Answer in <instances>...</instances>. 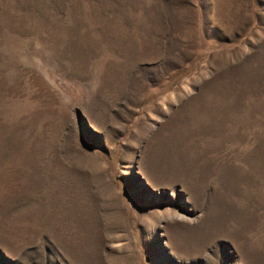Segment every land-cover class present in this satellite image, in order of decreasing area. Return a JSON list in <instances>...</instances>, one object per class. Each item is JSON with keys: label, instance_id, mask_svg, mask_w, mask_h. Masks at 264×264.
<instances>
[{"label": "rangeland", "instance_id": "1", "mask_svg": "<svg viewBox=\"0 0 264 264\" xmlns=\"http://www.w3.org/2000/svg\"><path fill=\"white\" fill-rule=\"evenodd\" d=\"M0 264H264V0H0Z\"/></svg>", "mask_w": 264, "mask_h": 264}]
</instances>
